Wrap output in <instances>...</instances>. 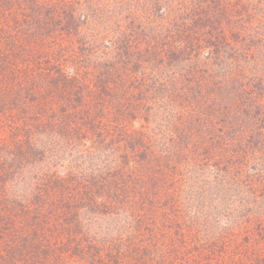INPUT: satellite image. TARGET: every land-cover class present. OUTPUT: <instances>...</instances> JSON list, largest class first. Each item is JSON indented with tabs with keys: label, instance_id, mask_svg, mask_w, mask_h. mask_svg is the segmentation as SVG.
Listing matches in <instances>:
<instances>
[{
	"label": "trees",
	"instance_id": "obj_1",
	"mask_svg": "<svg viewBox=\"0 0 264 264\" xmlns=\"http://www.w3.org/2000/svg\"><path fill=\"white\" fill-rule=\"evenodd\" d=\"M89 2L0 0V264H264V219L234 207L264 151V63L229 27L242 11L198 0L170 31ZM112 209L136 218L135 245L88 251L82 210Z\"/></svg>",
	"mask_w": 264,
	"mask_h": 264
},
{
	"label": "rangeland",
	"instance_id": "obj_2",
	"mask_svg": "<svg viewBox=\"0 0 264 264\" xmlns=\"http://www.w3.org/2000/svg\"><path fill=\"white\" fill-rule=\"evenodd\" d=\"M77 5L80 7L83 4L85 7V3L93 4V1L98 2V0H74ZM103 1V2H102ZM154 0H99L101 3H108L103 6V10L115 13L118 15L120 19L123 20V17L128 15V12L131 11H138L136 14L139 13L143 15L146 10L150 11V13L155 14L153 19L161 20L166 17L165 24L167 25L168 29L171 31L174 28V24L176 20H171L174 16L181 17L184 16L187 11H189L192 6H196L195 1L198 0H159L157 6L154 7L148 2H152ZM131 3L130 5L126 6V4ZM230 4L233 6V9H238L242 11L241 15H239L241 21L240 23H233L229 25L231 27V31H240V35L244 36L243 43L250 44L252 49L256 55V58H259L264 63V20H263V12H264V0H229ZM80 3V4H79ZM205 4L204 0L201 2ZM97 4V3H96ZM96 8V7H95ZM82 11V10H81ZM88 12V8H86ZM147 15V13L145 14ZM219 18V16L217 15ZM184 19V18H183ZM185 20V19H184ZM101 28V27H100ZM98 27L97 30H100ZM239 37V36H238ZM209 71V70H208ZM218 90V97L225 98L227 100V89H217ZM230 104V103H229ZM260 149L262 146L259 147ZM258 148V149H259ZM263 153L264 151L258 152L249 160L250 168H247V171L252 175L251 179H256L258 181H253L254 183V195L249 194L248 197V205L241 206V203L238 206H234L238 209V212H245L244 209H247V213L252 215L255 219L250 222L251 226H257L259 224V220L264 219V180H263V172H258L251 168L254 166L256 169H262L263 171ZM197 176V172L194 173V177ZM244 178H249L247 173L243 172ZM156 194V199L159 201L158 206L160 204L166 205L167 211L171 210L173 207V202L168 197L169 194V187L164 186L163 191ZM159 194H162L163 200L159 199ZM189 194V195H188ZM188 195V196H187ZM200 195L199 189H188L185 193L184 199L179 198L178 204H187L189 206L194 207V199H197ZM247 200V198L245 199ZM164 201V202H163ZM176 204V208L183 210L182 206L180 207ZM232 210V207L228 209ZM220 209L216 211L219 213ZM81 225H82V234H77L78 238H85L88 239L85 243L87 246L88 251H92V246H97L100 249H107L110 243V239L114 237L117 239L116 243L119 244V248L122 252L124 251H131L132 247L130 245H135L131 236L133 235L136 227V218L127 216L126 212L122 209H115L109 212L103 211L102 213H93L90 211L82 210V215L80 217ZM136 253V252H133ZM44 259L43 264L48 263V258ZM66 264H74L71 259Z\"/></svg>",
	"mask_w": 264,
	"mask_h": 264
}]
</instances>
